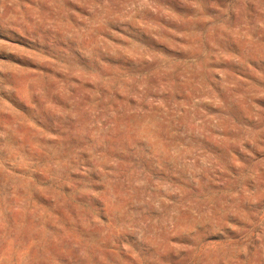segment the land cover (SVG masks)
<instances>
[{
  "label": "rangeland",
  "instance_id": "rangeland-1",
  "mask_svg": "<svg viewBox=\"0 0 264 264\" xmlns=\"http://www.w3.org/2000/svg\"><path fill=\"white\" fill-rule=\"evenodd\" d=\"M0 264H264V0H0Z\"/></svg>",
  "mask_w": 264,
  "mask_h": 264
}]
</instances>
